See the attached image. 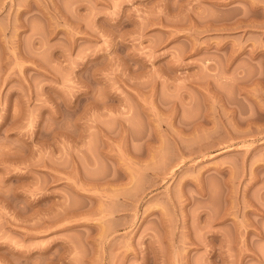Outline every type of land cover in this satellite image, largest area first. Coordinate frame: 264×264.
Masks as SVG:
<instances>
[{"label": "rangeland", "instance_id": "rangeland-1", "mask_svg": "<svg viewBox=\"0 0 264 264\" xmlns=\"http://www.w3.org/2000/svg\"><path fill=\"white\" fill-rule=\"evenodd\" d=\"M0 264H264V0H0Z\"/></svg>", "mask_w": 264, "mask_h": 264}]
</instances>
